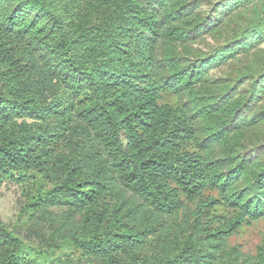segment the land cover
<instances>
[{"label":"trees","instance_id":"trees-1","mask_svg":"<svg viewBox=\"0 0 264 264\" xmlns=\"http://www.w3.org/2000/svg\"><path fill=\"white\" fill-rule=\"evenodd\" d=\"M6 181L0 264H264V0H0Z\"/></svg>","mask_w":264,"mask_h":264},{"label":"rangeland","instance_id":"rangeland-1","mask_svg":"<svg viewBox=\"0 0 264 264\" xmlns=\"http://www.w3.org/2000/svg\"><path fill=\"white\" fill-rule=\"evenodd\" d=\"M23 196L20 187L14 182L6 181L0 186V217L2 221L27 240V236L32 238L28 233V224L26 215L19 216V209ZM30 238V239H31ZM264 238V218L253 221L243 226L237 233L232 234L228 242L231 245H238L243 252L255 253L257 246Z\"/></svg>","mask_w":264,"mask_h":264}]
</instances>
